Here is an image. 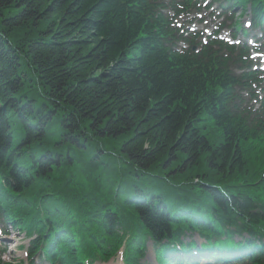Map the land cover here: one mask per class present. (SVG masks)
<instances>
[{
	"label": "trees",
	"instance_id": "1",
	"mask_svg": "<svg viewBox=\"0 0 264 264\" xmlns=\"http://www.w3.org/2000/svg\"><path fill=\"white\" fill-rule=\"evenodd\" d=\"M138 3L143 6L141 11L129 9L134 16L126 12L128 5ZM2 12L16 13L5 21L0 16V33L5 38L0 35V182L5 185H0V208L8 220L23 214L41 219L66 210V220L79 228L87 211L98 201L109 200L105 193L91 194L84 190L86 186H74L77 182L71 178L79 175L81 181L86 176L76 155L69 162V154L65 160L67 153L61 156L58 147L57 152L46 150L52 149V131L47 128L59 122L70 134L58 140L63 147L79 151L80 137L76 138L73 129L82 130L81 137H86L84 130L92 128L101 138H127L114 151L116 158L130 162L135 170L148 164L162 168L170 159L173 168L169 171L197 174L191 183L199 178L202 185L210 182L216 186L211 187L213 193L223 194L226 200L214 199L201 216L211 215L227 236L241 232L233 219L236 209L264 220V205L255 206L252 193L254 187L264 190V156L254 160L247 144L254 136L259 138L264 125L244 129L246 120L232 115L230 100L241 97L238 89L243 84L231 70L222 72L214 66L215 53L172 58L164 48H153L148 32L139 34L142 20L150 22L142 0H0ZM44 23L47 28L40 26ZM28 24L39 27L40 37L34 42L25 38L27 51L21 53L23 41L12 32ZM34 80L49 87L37 98L26 92ZM58 105L70 109L71 115L60 114ZM20 125L23 135L19 137ZM39 150L41 159L35 161ZM58 159L62 164L55 163ZM175 159L180 166L173 164ZM200 172H208L212 180L202 179ZM73 191L91 200L79 209ZM48 198L54 201L50 203ZM153 198L138 195L125 217L114 207L103 206L99 217L105 221L95 222L109 231L116 226L115 231L126 230L128 221L141 216L156 241L163 240V234L177 236L171 231L165 205L152 207ZM110 200L114 202L113 194ZM59 237L55 232L48 241L55 243ZM43 240L37 239L32 248ZM68 248L70 245L58 242L52 254L64 260L62 252ZM100 250L102 247L80 252L78 260H93Z\"/></svg>",
	"mask_w": 264,
	"mask_h": 264
},
{
	"label": "rangeland",
	"instance_id": "2",
	"mask_svg": "<svg viewBox=\"0 0 264 264\" xmlns=\"http://www.w3.org/2000/svg\"><path fill=\"white\" fill-rule=\"evenodd\" d=\"M13 13L16 14L15 12H10V14H4V12H2V13H0V16L2 15L4 17V21H5L9 18H13L12 17ZM213 20H214L213 18H211L209 20L210 27L214 26V24H215L213 22ZM1 24H2V22H0V25ZM40 26L42 28H47L46 23H44ZM38 30H39L38 26H31L28 24L27 26L12 32L15 35L19 36V38H21V40L23 41L22 46L20 47L22 49L21 53H24L27 51V48L24 47L25 38H27L31 42L37 41L38 36L40 35V33H38ZM42 31L46 32V29H43ZM0 35H1V33H0ZM3 39H5V38L3 37ZM50 39L52 40V38H50ZM14 40L17 42V39H14ZM28 63H30V61ZM28 85L36 88V89H29L26 87L27 95L29 97H33V98H37V96H39V93H42L45 90L49 89V87H47L42 82L37 83L35 80L33 81V83H29ZM58 106H59V110L61 112L60 114L68 113L71 115L70 109H67L63 105L62 106L58 105ZM57 121H58V119H57ZM61 121H63V120L61 119ZM59 124H60V122H59ZM59 124H55V125L47 128V130L52 131L50 137H51V141L54 142L55 144L51 145L52 149H46V150H51V151L57 152V149L59 148L60 154L67 153L65 156V160H66L67 155L69 154L68 155L70 158L69 162L74 160L75 155L77 156L76 160L80 162V169H83V172L86 173V176H85V179L82 178L81 181H78L79 175H75V178H71V180H73L74 182H77V183H73L74 186H78V187L81 186L82 188H83V186H86L87 189L84 188V190H88L92 194L105 192L107 199H109V200H107L108 205L110 204V201H111L110 199H111L112 194H113L114 199L117 198V200H114V202H115L114 205L116 207H118L120 210H125V209L129 208L130 206H132L131 203H132V199L134 198V195L131 193H126L125 190H123V189H117L118 184H116V179L118 178V176H123L128 180L129 174L134 169L133 165L128 164L129 162L122 159L119 155L118 156L120 157V159L115 157V155H117V152L114 151V148L116 146H122L123 142H125L127 140V138L126 139H124V137L123 138L122 137L115 138L113 136H108V135L104 136V134H103L104 137L101 138V136L99 135L100 133L98 131L95 132L91 128V130H89V131L84 130L85 131L84 133L86 136L85 138L88 139L89 141H91V143H92L91 147L93 148V150L92 151H86V150L84 151V150H81V149H84L83 147H81V149H78L79 151H74V149H70L68 147H63L57 143L58 140L60 138H62L61 136L68 134V132H66V130L63 128V126L61 124L60 125ZM19 130H20L19 131V133H20L19 137H20L23 135L21 125L19 127ZM73 131L76 134V138L78 137L77 133L80 136L82 135L81 134L82 130H79V132H78L77 130L73 129ZM68 136H70V134H68ZM102 144L105 146L103 147ZM70 151H72V152H70ZM117 151L119 152L118 149H117ZM42 153L43 152L41 150L38 151L37 155L35 156V161H39L41 159ZM57 156H58V154H57ZM53 159L55 160L56 158H53ZM121 159H122V161H121ZM125 161L127 162V164L129 166L126 167L127 168L126 171L121 172L120 168L125 167V163H126ZM112 162H116V163H112ZM55 163H57V165H60L61 160L58 159V161ZM108 163L115 164L117 167H114L112 165H109L107 167ZM48 168H46V169L49 171L52 169L51 166H48ZM195 169L198 170V168H195ZM198 174L202 179L212 180V178L208 172H207V174H204L202 172H200ZM158 176H160V172L158 173ZM195 176H197V174H195V175L191 174V177H195ZM207 181H209V180H207ZM63 190H66V189L63 187ZM102 190L104 192H102ZM208 191L210 192V194L212 195V197L214 199L221 197L222 199L226 200L224 198L225 196L223 194H221V195L220 194H214L212 191V188L208 187ZM151 192H152V190H151ZM119 196L121 198L118 199ZM145 196H147V195L145 194ZM151 197H154L153 192H152ZM148 198H150V197H148ZM74 202H76V201H74ZM230 206H232V205H230ZM76 207L81 209V208H83V205L81 206L78 203L76 205ZM180 210L183 214H185V212H186L185 208H182ZM124 214H125V212H124ZM170 216L174 217V215H172V214H170ZM172 217H169V220H168L169 222L174 221V219ZM17 235H18L17 232L14 233L10 237V239L8 241H6V242H8L7 246H9L11 244V242L14 241L13 239H15V240L19 239V236H17ZM66 239L70 240L71 236L66 234ZM17 240H16L17 245L11 247L12 250L9 253H7V255L5 256V259H6L5 261L17 263V262H20L22 260H25L26 248L23 246H26L28 242L25 238L21 239L19 242ZM70 243H73V242H70ZM3 249H4V246L0 245V255L1 256L3 255V253L1 254ZM121 260H122L121 257H118V259H116V261H111L107 264H122ZM146 260L149 263H152V264L154 263L153 251H152L151 247H148ZM96 264H102V263H96ZM103 264H106V263H103Z\"/></svg>",
	"mask_w": 264,
	"mask_h": 264
},
{
	"label": "bare ground",
	"instance_id": "3",
	"mask_svg": "<svg viewBox=\"0 0 264 264\" xmlns=\"http://www.w3.org/2000/svg\"><path fill=\"white\" fill-rule=\"evenodd\" d=\"M132 5L127 6L128 10H126V12H129L130 14H132L129 11V9L133 8L137 11H141L140 8L143 7L139 3L137 5H134V4H132ZM132 16H134V14H132ZM137 17H138V15H137ZM150 19H151L150 22L142 20V26L143 27L141 29H139V34H143L145 31H147L149 34V41L152 42L153 48L163 50V47L160 45V39L163 37V34H162L163 22L158 18H150ZM13 53L16 54L15 51H13ZM17 54L19 55V53H17ZM152 61H158V60H152ZM158 65L159 66H157V68L160 69L161 63L159 62ZM165 70L167 72L172 71L171 69H165ZM29 89H36V88L35 87L30 88V86H29ZM64 118L66 119V117H64ZM79 128H81V127H79ZM194 131L196 133H198V130H194ZM77 135L80 137V145L84 148V150L92 151L93 148L88 144V141L85 138L81 137L78 133H77ZM102 146L104 147L105 145L102 144ZM79 148H81V147H79ZM17 149H19V147ZM32 149L35 150L37 148H32ZM115 157H116V155H115ZM112 163H116V162H112ZM112 163H108L107 167L109 165L117 167L115 164H112ZM170 163H171V160L166 159L164 161L162 168H159L158 165L148 164V165L144 166V168L138 167L137 170L133 169L132 172L129 174V178H130V175L132 174V179L125 184L123 183L125 181L121 177L118 176V178L116 179V184H118L117 189H123V190H125L126 193H137L138 195H140V194L145 195L146 194L147 198L151 197L152 192H153V194L155 196L153 198L152 207H158V206L160 207L163 205V203L160 201V199H161L160 197H163V195H165L167 193V191H165L167 189H164V188H169L172 185L174 186V188H177V187H180V184H184L187 181H190V179H192V177L190 175L189 176L183 175V174L179 175L177 173L176 169L169 171V167L173 168V166H171ZM60 164H62V162ZM129 164L132 165L130 162H129ZM173 164L180 166L179 159H175L173 161ZM126 169H127L126 167H121L120 171L123 172V171H126ZM159 169L161 171L160 173L165 175V180L162 182H158L159 184H161V187H157L155 185V179L158 176ZM169 172H172L174 174V176L172 174H169ZM170 175H172V176H170ZM132 182H137V184H131ZM151 190H152V192H151ZM184 199L187 202L191 203L195 198L193 199L191 197L185 196ZM68 214H69V211L60 210L58 215L56 217H54V221H61L63 223L69 222V221L64 219V217ZM87 217H89L91 219H95V220L101 219V220L105 221L104 218L99 217L94 211H92ZM45 219H47V218H45ZM47 223H49V222H47ZM93 228H97V226H93ZM49 230L51 231L52 229H49ZM76 230L78 232H80L78 227H76ZM86 239H87V241L91 240V238H86ZM81 248L83 249V246H81ZM55 259H61V257L55 256L53 258H50V260H55Z\"/></svg>",
	"mask_w": 264,
	"mask_h": 264
},
{
	"label": "snow or ice",
	"instance_id": "4",
	"mask_svg": "<svg viewBox=\"0 0 264 264\" xmlns=\"http://www.w3.org/2000/svg\"><path fill=\"white\" fill-rule=\"evenodd\" d=\"M238 42V41H237Z\"/></svg>",
	"mask_w": 264,
	"mask_h": 264
}]
</instances>
